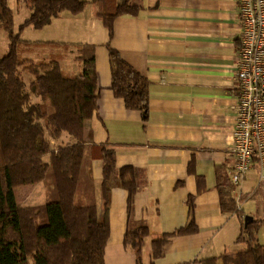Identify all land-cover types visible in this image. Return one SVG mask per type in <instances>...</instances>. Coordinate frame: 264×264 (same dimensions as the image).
Listing matches in <instances>:
<instances>
[{
  "label": "crops",
  "instance_id": "crops-1",
  "mask_svg": "<svg viewBox=\"0 0 264 264\" xmlns=\"http://www.w3.org/2000/svg\"><path fill=\"white\" fill-rule=\"evenodd\" d=\"M136 4L140 7L136 14L115 19L112 38L98 16V6L90 2L78 14L63 11L43 28H35L40 33L34 41L39 43L30 45L45 41L57 43L45 44L56 48L95 45L100 92L98 112L87 124L86 136L96 144L110 143L116 150L118 168L133 165L138 169L133 221L148 226L144 262L151 260L153 239L188 224V199L194 196L198 230L171 236L155 264H200L204 258L245 248L236 242L243 227L240 213L245 219L250 216V221L264 217V186L257 164L239 185H233L232 197L240 212L222 209L218 189L220 175L232 183L231 168L236 161L239 4L237 0H136ZM109 47L150 81L147 117L140 109H129L115 95ZM61 51L51 52L50 58H59L63 69ZM59 141L52 140L55 145L62 144ZM68 141L73 139L65 138L64 143ZM89 150L98 209L103 214L106 204L109 210L105 264H137L136 253L124 243L128 192L122 180H104L98 149ZM41 183L22 185L19 196L15 189L19 204H44L46 187ZM43 194L45 201L36 204V196ZM259 239L264 245V226Z\"/></svg>",
  "mask_w": 264,
  "mask_h": 264
},
{
  "label": "trees",
  "instance_id": "trees-1",
  "mask_svg": "<svg viewBox=\"0 0 264 264\" xmlns=\"http://www.w3.org/2000/svg\"><path fill=\"white\" fill-rule=\"evenodd\" d=\"M22 1L32 12L15 32L8 0H0V19L10 40L8 53L0 57V264H105L109 210L106 204L103 214L98 209L89 150L93 147L102 158L104 180L120 179L128 192L124 243L136 253L137 264H145L143 245L148 226L133 221L138 169L133 165L118 168L115 148L110 143L96 144L86 136L87 124L98 112L100 92L95 45H75L76 59L83 63V71L75 75H66L57 57L36 62L20 55L22 44L39 43L23 39L22 31L28 26L43 28L63 11L78 14L88 3H95L112 38L115 19L122 14H136L140 7L136 0L115 4L108 0ZM109 56L115 95L123 98L129 109H140L147 117L150 81L118 50L109 47ZM24 70L35 76L29 89ZM65 134L73 141L57 145L52 142ZM39 182L46 187V202L20 205L15 189ZM218 189L222 209L240 212L232 197L233 183L220 175ZM194 200V196L188 199L190 219L186 226L152 240L149 264H155V259L164 254L171 236L198 230ZM240 215L243 227L236 242L245 248L204 258L200 264H264V245L259 239L264 217L246 224L245 215Z\"/></svg>",
  "mask_w": 264,
  "mask_h": 264
},
{
  "label": "built area",
  "instance_id": "built-area-1",
  "mask_svg": "<svg viewBox=\"0 0 264 264\" xmlns=\"http://www.w3.org/2000/svg\"><path fill=\"white\" fill-rule=\"evenodd\" d=\"M242 17L235 71L238 95L231 181L239 185L254 164L264 186V0H237Z\"/></svg>",
  "mask_w": 264,
  "mask_h": 264
},
{
  "label": "rangeland",
  "instance_id": "rangeland-1",
  "mask_svg": "<svg viewBox=\"0 0 264 264\" xmlns=\"http://www.w3.org/2000/svg\"><path fill=\"white\" fill-rule=\"evenodd\" d=\"M119 1V0H116ZM110 2H114L115 0H110ZM8 5L13 11V23H14V31L17 32L21 26L31 15L32 10L26 5L25 2L22 0H8ZM49 28H45V31H47ZM40 31L35 29L32 26H28L25 28L24 31H22L21 36L25 40L34 41L36 39L37 34H39ZM9 37L8 32L5 30L4 23L0 19V57L6 55L9 51ZM60 51L63 55L64 61H63V69L66 74H77L81 73L83 71V63L76 60L75 57L78 55V48L74 49L71 47H59L56 48V46H45L43 45H30V44H22L20 55L22 58L30 57L34 61H40V60H49L50 54L53 51ZM49 55H46V54ZM61 56V55H60ZM72 62V63H71ZM23 78L28 84V89L31 81L35 78L34 74L29 72L28 70H24L22 72ZM35 101L39 100L38 98H34ZM65 138L72 139L71 136L65 134L61 139H59V143H64ZM43 186V183H41ZM23 186H19L16 188V193L19 196L22 193ZM45 201V195L43 194L42 197L36 196V201L39 203H43ZM33 263V262H32Z\"/></svg>",
  "mask_w": 264,
  "mask_h": 264
},
{
  "label": "water",
  "instance_id": "water-1",
  "mask_svg": "<svg viewBox=\"0 0 264 264\" xmlns=\"http://www.w3.org/2000/svg\"><path fill=\"white\" fill-rule=\"evenodd\" d=\"M250 218H251L250 216L246 217V224L249 222Z\"/></svg>",
  "mask_w": 264,
  "mask_h": 264
}]
</instances>
